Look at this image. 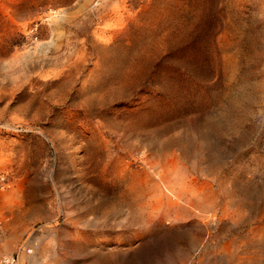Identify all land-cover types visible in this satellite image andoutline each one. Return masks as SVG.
Returning a JSON list of instances; mask_svg holds the SVG:
<instances>
[{"label": "rangeland", "instance_id": "374dc122", "mask_svg": "<svg viewBox=\"0 0 264 264\" xmlns=\"http://www.w3.org/2000/svg\"><path fill=\"white\" fill-rule=\"evenodd\" d=\"M5 254L264 264V0H0Z\"/></svg>", "mask_w": 264, "mask_h": 264}, {"label": "bare ground", "instance_id": "6f19581e", "mask_svg": "<svg viewBox=\"0 0 264 264\" xmlns=\"http://www.w3.org/2000/svg\"><path fill=\"white\" fill-rule=\"evenodd\" d=\"M206 188V187H205ZM207 189V188H206ZM210 189H208L206 192H208ZM205 192V191H204ZM210 193V192H209ZM211 195V194H210ZM111 197V196H110ZM208 198V197H207ZM143 207V206H142ZM141 208V207H140ZM171 213V212H170ZM227 214V213H226ZM222 218V217H221ZM143 220V219H142ZM201 222V221H200ZM204 222V221H203ZM202 224V223H201ZM205 224V223H204ZM146 227V226H145ZM258 232V231H257ZM260 234H261V232H259ZM259 236V235H258ZM261 237H262V235H261ZM254 239V238H253ZM245 241V240H244ZM223 247H225V246H223ZM243 250V249H242ZM246 250V249H245ZM209 253V252H208ZM207 253V254H208ZM210 253H212V252H210ZM230 255V253L229 252H224V254H223V256H221V257H219L218 259H219V261H222V258H227L228 256ZM258 257V256H257ZM240 258V257H239ZM255 258V257H254ZM12 260H13V257L11 256V254H5L3 257H2V259H0V264H12ZM56 260V259H55ZM19 261V260H18ZM53 261V260H52ZM251 261V260H250ZM252 262V261H251ZM18 263V262H17ZM19 263H21L20 261H19ZM18 263V264H19ZM51 263V262H50ZM219 262H214V264H218Z\"/></svg>", "mask_w": 264, "mask_h": 264}, {"label": "built area", "instance_id": "2783aa9c", "mask_svg": "<svg viewBox=\"0 0 264 264\" xmlns=\"http://www.w3.org/2000/svg\"><path fill=\"white\" fill-rule=\"evenodd\" d=\"M12 262H13V260H12Z\"/></svg>", "mask_w": 264, "mask_h": 264}]
</instances>
